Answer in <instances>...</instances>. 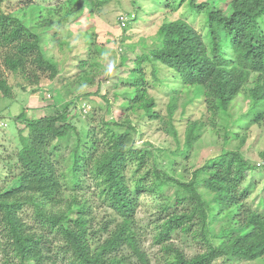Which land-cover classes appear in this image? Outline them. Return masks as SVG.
Instances as JSON below:
<instances>
[{
  "label": "trees",
  "instance_id": "trees-1",
  "mask_svg": "<svg viewBox=\"0 0 264 264\" xmlns=\"http://www.w3.org/2000/svg\"><path fill=\"white\" fill-rule=\"evenodd\" d=\"M108 1L66 0L46 9L32 6L30 22L39 30L55 26L49 43L68 53L75 47L57 38L64 24L83 15L84 5H89L91 15ZM165 4L170 11L185 5L190 12L202 14L203 22L198 28L184 19L165 21L157 30L153 47L127 45L112 66L111 50L96 43L91 34L79 36L88 51L74 66V88L92 87L106 74L113 76L121 70L111 85V98L107 93L102 96L106 112L111 101L117 103L118 119L112 121L103 115L94 126H88L84 139L69 120L73 102L62 105L52 116L33 119L22 113L15 118L23 127L15 155L19 174L15 187L0 190V264L264 261V212L246 203L255 186L244 184L256 166L240 152L244 144L240 132L264 118V111H257L258 105L264 104V36L256 38L264 32V0H230L228 15L197 0H165ZM29 26L20 15L0 9L1 65L32 87H41L45 76L48 89L55 91L67 82L58 80L64 71L53 56L44 54L46 40ZM160 66L172 72L176 88L159 78ZM151 89L169 96L165 116L155 112ZM241 93L250 105L234 119L231 102ZM0 95L13 97L1 69ZM196 104L203 107L202 117L186 121L181 135L176 125L177 110L181 108L186 114L188 107ZM131 115L158 121L160 130L178 145L173 155L182 159L188 158L207 129L205 118H211L213 128L218 117L222 149L190 173L183 167L180 175L184 180L175 179L154 162L149 165L154 158L150 144L135 145ZM74 117L76 114L70 118ZM71 133L76 135V143L63 159L58 153L68 146ZM234 141L238 143L229 148ZM177 163L172 164L175 172ZM90 187H94L100 205L114 215L97 232L92 226L91 206L83 198L84 190ZM168 187H173L172 191L164 194ZM142 191L165 200L161 207L164 213L170 203L179 208L153 226V244L160 247L161 254L155 263L142 250V232L135 222ZM25 208L31 210L28 218L23 215ZM100 231L104 238L97 237ZM178 232L191 234L203 250L187 257L172 241Z\"/></svg>",
  "mask_w": 264,
  "mask_h": 264
},
{
  "label": "rangeland",
  "instance_id": "rangeland-1",
  "mask_svg": "<svg viewBox=\"0 0 264 264\" xmlns=\"http://www.w3.org/2000/svg\"><path fill=\"white\" fill-rule=\"evenodd\" d=\"M65 1L2 0L1 11L20 15L24 22L28 26L30 25L29 27L34 33L46 40L47 44L43 46L42 51L46 56H53L58 61L60 69L64 71L60 74L61 76L58 80L65 81L67 79V82H63L58 89L56 87L57 90L51 91L48 89L47 78L43 76L41 78V87H32L21 78L15 79L13 74L4 69L0 60V69L3 77L11 86L13 95L12 98L0 95V120L6 125L0 128V190L6 191L17 185L19 167L16 164L15 155L20 148L19 130H23V127L16 124L15 118L20 114L24 113L27 118L33 119L52 116L62 109V105L73 102V105L71 104L69 107V114H71L69 120L74 124L78 136L84 139L88 126H94L103 115L112 121L118 119L117 103L110 100L111 108L109 112H106L102 96L107 93V97L111 98V85L116 81L117 75L122 73L121 70H117L113 76H107L106 74V76L99 79V84H95L92 87L74 88L75 84L73 82L77 74L74 66L77 61L86 58L88 51V47L82 44L83 40L79 39L82 33L91 34L96 43L113 52V56L109 60V64L112 66L117 64L118 54L124 52L127 45L136 44L138 49L141 46L153 47L152 41L163 22L184 19L199 28L204 19L202 14L197 15L194 12H190L185 5L177 11H170L166 7L165 0H109L106 5L94 11L91 15L88 14L90 11L89 5H84V14L79 18L70 19L68 23L64 24L62 32L57 34L58 39H63L69 42L72 47H75L68 53H62L57 46L52 48L49 43L56 31V27L50 26L44 28V30L34 28L30 22L29 8L38 6L46 9L60 5ZM202 2L214 6L227 15L230 14V0H197L198 4ZM118 18L125 19V24L121 25L118 23ZM261 24L264 31V17L261 19ZM124 28H127L125 32L123 31ZM261 32L257 34V39L264 36V32ZM159 78L163 80L166 86L177 87L176 84L174 85L175 81H173L172 72L162 66H160ZM97 91L98 93H96ZM149 95L155 98V112L160 116H165L169 96L162 90L154 89L149 90ZM76 96L78 98L75 100L74 97ZM249 105L250 103L244 99L242 93L239 94L231 102L230 111H233V118L235 119L246 112ZM202 110L203 107L200 104L188 107L186 114H182L181 108L177 110L176 125L181 135L186 121L199 120L202 117ZM257 111L263 112L264 104H259ZM73 114H76V117L71 119L70 117ZM131 120L136 130L134 136L135 145L140 146L147 143L153 147L154 158L149 165L154 162L157 168L178 180H184L180 175L183 167L190 173L204 164L209 158L218 155L222 149L223 133L221 125H218L220 123L218 117L215 118V124L217 125L213 128L210 125L211 118H205L207 129L202 133L199 142L194 145L187 159L177 158L173 155L172 152L178 148V145L172 137L160 130L158 121H152L147 118L140 119L135 115H131ZM23 135H26V131H23ZM240 136L244 138L241 154L256 166V169L250 173L244 182V184L251 183L255 186L254 191L247 197L246 203L258 212H264V205H262L264 203V118L259 123L252 124L245 131L240 132ZM75 143L76 135L71 133L68 146L61 149L60 153H58L59 156L65 159ZM237 143L238 141H234L229 148L235 147ZM173 161H178L174 166L176 172L172 168ZM58 165L62 166L60 163ZM172 189L173 187L166 188L164 194H169ZM84 193L85 196L83 198L91 206L90 214L94 219L92 223L93 230L97 232L106 222H110L109 219L113 218L114 215L100 205L101 203L95 196L94 187L86 188ZM165 202L156 193L142 191L138 195L135 209V222L142 232L140 234L141 247L153 263L161 255L160 247L153 244L152 238L155 233L153 226L163 220L167 214L179 210V208L175 209L170 203L168 211L166 213L162 212L161 207ZM30 214L31 210L25 208L24 217L28 218ZM112 227L113 224H110L109 228L111 229ZM96 234L97 237H105L102 231ZM172 241L183 250L187 257H191L203 250L201 243L194 240L189 233L178 232L174 234ZM213 264H264V261L236 262L230 259H218Z\"/></svg>",
  "mask_w": 264,
  "mask_h": 264
},
{
  "label": "built area",
  "instance_id": "built-area-1",
  "mask_svg": "<svg viewBox=\"0 0 264 264\" xmlns=\"http://www.w3.org/2000/svg\"><path fill=\"white\" fill-rule=\"evenodd\" d=\"M118 23H120L121 25H124L125 24V19L123 18H118L117 19ZM6 125L0 120V128H3L5 127Z\"/></svg>",
  "mask_w": 264,
  "mask_h": 264
}]
</instances>
